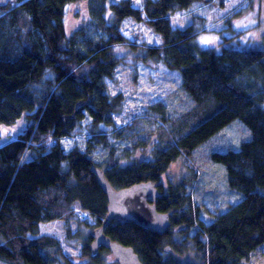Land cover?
Here are the masks:
<instances>
[{
	"label": "trees",
	"instance_id": "1",
	"mask_svg": "<svg viewBox=\"0 0 264 264\" xmlns=\"http://www.w3.org/2000/svg\"><path fill=\"white\" fill-rule=\"evenodd\" d=\"M14 1L7 15L0 9V123L22 118L25 125L0 144V260L59 262V247L50 254L52 238L30 234H38L40 223L74 219L77 202L97 227L102 223L107 199L92 167L101 169L115 189L151 181L162 192L159 181L168 165L189 157L234 119L246 125L251 138L238 149L211 152L210 159L225 166L229 188L243 193L240 201L205 224L185 188L170 185L155 202L160 212L172 210L163 234L119 218L111 219L104 234L132 247L142 264H255L263 258L264 49L222 42L219 48L201 47L195 23L171 24L170 15L198 0H143L142 7L131 0H86L87 23L69 36L66 8L79 0ZM128 17L145 20L160 35V44L138 47L179 73L177 93L191 101L189 109L169 118L152 106L162 124L153 158L129 163L133 151L145 146L143 137L118 150L111 137L120 130L99 127L114 126L113 114L123 101L121 93L109 92L107 79L114 78L120 62L114 46L135 45L119 30ZM84 65L88 71L80 73ZM177 226L186 235L195 229L189 239L199 262L182 261L171 253H183L188 245L187 239L171 235ZM90 236V244L82 247L87 260L83 264H103L98 251L109 250L99 247L93 252ZM62 257V264H74Z\"/></svg>",
	"mask_w": 264,
	"mask_h": 264
},
{
	"label": "rangeland",
	"instance_id": "2",
	"mask_svg": "<svg viewBox=\"0 0 264 264\" xmlns=\"http://www.w3.org/2000/svg\"><path fill=\"white\" fill-rule=\"evenodd\" d=\"M115 1V0H108ZM136 7H142L143 0H131ZM15 6L14 0H0V9L3 13ZM109 15V13H108ZM108 17V16H107ZM173 26L181 27L184 24L195 23L199 29L196 41L201 47H218V42L233 44L245 49H264V0H198L188 10H178L170 15ZM88 20L86 0H79L70 4L65 12L66 36L75 29L86 25ZM26 21V19H25ZM127 37L133 47L116 44L113 53L120 59L114 78L107 79L109 92L112 95L122 94L123 101L113 114L114 126L112 130L119 129L120 133L111 137V141L118 150L124 149L134 139L143 137L145 146H138L127 159L132 161L148 160L153 158V150L159 142L156 120L159 111L152 108L158 107L165 118L175 117L191 107V101L184 94H178L181 77L178 72L168 70L162 62L154 61L145 56V51L139 48L140 44L158 45L162 42L159 34L155 33L145 20L137 22L132 18H125L119 28ZM219 38H222L221 41ZM144 56L143 59L140 57ZM88 67L83 66L80 73H87ZM264 109V102L261 103ZM136 119L137 122L132 123ZM130 125L126 129L125 125ZM22 118L14 124L0 123V144L14 138L23 128ZM162 125V124H161ZM251 138V133L240 119H234L206 141L201 143L189 156H180L168 165L165 173L160 177L162 192H168L169 186L181 185L189 193L193 207L198 209V220L208 224L219 213L241 200L243 193L229 188L226 168L223 164L210 159L213 151L223 152L228 148L238 149L240 143ZM162 143V142H161ZM76 216L74 219L52 220L39 224L37 235H46L52 238L50 254L60 248L59 262L66 263L62 255L69 257L74 264L87 262L82 257V247L86 242L90 244L92 231L97 227L94 219L82 211L79 203L74 204ZM169 214L172 210L168 211ZM177 226L172 228L174 239H187L186 250L172 254L182 261L199 260L196 258L195 244L190 235L180 233ZM91 237V236H90ZM202 238V235H199ZM173 241V240H172ZM58 245V246H57ZM170 245L165 243L163 248ZM169 251V250H168ZM167 251V252H168ZM103 264H116L111 253L99 250ZM54 259L52 264H59ZM0 264H10L0 260ZM255 264H264V257Z\"/></svg>",
	"mask_w": 264,
	"mask_h": 264
},
{
	"label": "water",
	"instance_id": "3",
	"mask_svg": "<svg viewBox=\"0 0 264 264\" xmlns=\"http://www.w3.org/2000/svg\"><path fill=\"white\" fill-rule=\"evenodd\" d=\"M92 172L97 175L107 199L106 215L102 223L91 233L93 252H96L99 247H104L110 251L118 264H142L132 247L112 240L104 234V229L111 219L119 218L163 234L170 225V219L169 213L160 212L156 208L155 202L162 195V192L158 190V183L147 181L115 189L105 178L101 169L92 167ZM165 251H168V248Z\"/></svg>",
	"mask_w": 264,
	"mask_h": 264
}]
</instances>
